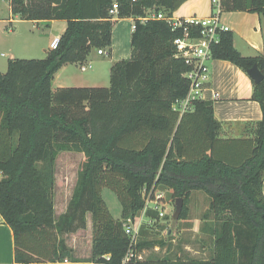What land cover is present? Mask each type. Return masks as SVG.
Listing matches in <instances>:
<instances>
[{"label":"trees","instance_id":"obj_1","mask_svg":"<svg viewBox=\"0 0 264 264\" xmlns=\"http://www.w3.org/2000/svg\"><path fill=\"white\" fill-rule=\"evenodd\" d=\"M5 1L22 21L66 25L57 48L44 59H9L0 73V216L13 233L14 263L71 258L62 237L84 228L90 214V262L148 264L135 255L145 224L134 245L124 224L139 216L149 193L156 201L166 191L173 201L183 200L179 221L188 217L192 193L207 198L201 220L212 236L213 255L158 264H264V55L242 56L231 32L220 33L219 42L210 45L212 60L245 73L256 65L263 75L253 83L251 99L262 118L246 125L250 137L221 138L212 102L195 101L183 114L174 110L190 84L185 74L191 68L175 58L172 44L185 34L155 17L171 18L186 0ZM113 4L116 17L109 15ZM221 9L257 14L264 32V0L221 1ZM127 18L134 25L131 56L111 65L108 88H52L62 67L85 65L94 49L109 52L115 21ZM187 36L195 38L198 31L190 29ZM62 152L83 158L66 211L56 216L55 161ZM105 188L117 196L118 220L102 198ZM129 249L135 257L123 263Z\"/></svg>","mask_w":264,"mask_h":264},{"label":"crops","instance_id":"obj_2","mask_svg":"<svg viewBox=\"0 0 264 264\" xmlns=\"http://www.w3.org/2000/svg\"><path fill=\"white\" fill-rule=\"evenodd\" d=\"M227 1V0H220ZM7 2V1H6ZM8 3V2H7ZM9 7V3H8ZM212 5L211 0H186L172 15L173 19H189V18H206L212 14ZM10 12V9H9ZM22 20L17 18H12L11 13L7 21L3 23H8L9 26L16 23L19 24ZM220 21L222 24L229 28V32L233 34V45L234 48L244 57H256L258 55H264V32L262 28V23L260 17L257 14L246 13V12H226L221 13ZM1 22V21H0ZM56 21L46 22H28L32 25L45 24L48 28ZM62 22V21H61ZM65 23V22H64ZM133 19H117L113 25L111 32V40L113 41V47L110 49V53L107 52V57H110L109 63L110 67L123 57H127L128 51H123L119 53V46L116 47L114 42L116 31H121V35L125 43H129V39L132 33ZM66 25H64L63 31ZM63 33V32H62ZM51 37L52 33H49ZM60 37L53 36L52 39ZM52 41V40H51ZM127 41V42H126ZM50 45V44H49ZM49 47L44 51H48ZM94 50H92L93 52ZM45 52V53H46ZM91 52V53H92ZM46 55V54H45ZM97 55V53H96ZM103 57V55H97ZM9 59H15L14 56H10ZM88 61V60H87ZM209 69V79L205 84V90L203 92V99L206 101L212 102L213 107V117L216 121L222 124L221 138L226 139H240L248 138L250 134L248 133L247 124L255 123L261 120L262 114L258 103L252 101L253 93V81L247 75V73L241 71L239 68L235 67L229 62L210 60L207 62ZM80 65L72 64L62 67L56 74L52 82V87L54 89L68 87L70 84H67V81H75L76 86H82L83 81L73 77L70 73V68H74ZM92 67L88 68L86 71L91 70ZM64 77V78H63ZM61 80L60 82H57ZM88 81H91L88 79ZM57 82V83H56ZM262 194L264 197V181ZM199 201V202H198ZM200 206L197 207V205ZM208 204L207 198L197 194L196 192L192 193L189 198V204L196 206V216L192 218L193 223L191 224L190 231L194 235L199 236V243L201 245L200 252H203L204 255L201 258L189 259L187 257L180 256L179 253L172 254L171 261H176L177 258L184 260H208L213 255L212 249V236L210 235L209 230H203V222L201 221L203 215L208 209V205L202 210L205 205ZM55 211V206H54ZM200 211H203L204 214L199 217ZM63 213V212H62ZM56 214V216L60 215ZM190 208L188 217L186 220H182L181 223H188L190 217ZM199 217V218H198ZM162 219H155L154 224L148 225L145 224L143 236H139L138 241L143 242L144 238L148 236V231L155 229L160 226ZM147 224V225H146ZM155 225V227H152ZM195 226V227H194ZM167 236L171 235V232L166 233ZM91 251V250H90ZM88 251V255L83 257H78L76 252L71 254V258L64 259L61 262L55 263H35V264H96L89 261L91 252ZM13 233L11 229L4 224L2 217L0 216V264H15L13 260ZM142 252V251H141ZM198 253V252H195ZM171 254L166 253L163 256L160 255H149L146 256L144 252L141 254L139 252L135 253L137 259L146 262L148 264H158L165 258H168L167 255ZM200 254V253H198Z\"/></svg>","mask_w":264,"mask_h":264},{"label":"rangeland","instance_id":"obj_3","mask_svg":"<svg viewBox=\"0 0 264 264\" xmlns=\"http://www.w3.org/2000/svg\"><path fill=\"white\" fill-rule=\"evenodd\" d=\"M9 16L10 12L8 3L5 0H0V73L2 74L6 72L7 61L11 55L14 56L15 59L19 60L44 59L46 54V51L44 50L49 47L53 36H60L62 34L65 25L64 22L56 21L51 28H48L45 24L32 25L31 23H28V21H21L19 24L14 23L9 26L7 22H2V20L7 21ZM11 17L20 20L14 15H11ZM50 32L52 33L51 37H49ZM114 42L116 47L119 46V53H123L125 49L129 51L127 57H123L122 59L113 62L129 60L131 56L130 39L128 41L129 43H125L121 35V31L117 30ZM112 47L113 41L111 40L109 51ZM102 50L106 53L108 52L107 49ZM96 51L97 50L94 49V51L90 53L88 61L85 64L90 65L92 67L91 70L81 72L78 66L70 68L71 75L83 81V85L79 87L108 88L110 86L109 60L111 56L99 57L96 55ZM88 79L91 81H88ZM60 81L61 80H58L57 82ZM67 82V84H70L68 87H78L76 85H72L76 84L75 81ZM82 158L81 154L73 152H62L56 158L55 187L53 191L56 214L66 211L67 204L71 198L73 188L76 183L77 171ZM162 193L164 194V201L167 204V206L163 209L164 217L161 221H159L161 223L160 226L150 230V232L148 231V236L143 239V244L138 252L140 254L144 252L146 256H163L164 254L170 252L171 254L167 255L168 259L169 257L171 258L172 254L174 255L176 253H179L180 256L187 257L189 259L203 257V252H200L201 245L199 243V236L194 235V233L190 231L191 224L194 221L192 218L196 216V206H189V217L191 219H189L188 223H181L182 220L173 221L172 215L174 212L175 201H173V198L166 191H163ZM196 193L204 197L202 193ZM101 195L113 219H120L121 207L115 193L105 188L102 190ZM207 205L208 204H206L202 209L203 211ZM198 206H200V203L197 207ZM203 211H200L199 217L204 214ZM152 227H155V225H152ZM168 231L171 232V235L169 236L166 235ZM92 235L91 216L90 214H87L85 227L78 229L75 232L63 235L62 239L71 254L76 252L78 257H83L88 255V251L91 250Z\"/></svg>","mask_w":264,"mask_h":264},{"label":"built area","instance_id":"obj_4","mask_svg":"<svg viewBox=\"0 0 264 264\" xmlns=\"http://www.w3.org/2000/svg\"><path fill=\"white\" fill-rule=\"evenodd\" d=\"M136 1V0H134ZM212 14L206 18H189V19H173L167 18L163 14H157L156 19L165 21L171 30L180 29L185 34L183 37L175 38L173 40V46L176 53L175 58H180L188 65L191 70L185 74V77L189 80V90L185 99L181 102H177L174 110L179 114H183L192 108V103L198 100H203V92L205 90V84L209 79V69L207 62L212 60L210 45L212 43L217 44L219 42V34L222 32H229V28L221 23L220 15L222 13L221 1L211 0ZM118 7L116 4L112 5L109 10V15L116 17ZM146 19H141L144 22ZM134 29V25L132 26ZM198 31V36L191 38L187 36L188 31ZM59 38L52 39L49 45V49L54 50L57 48ZM97 55L106 56L107 53L102 50L96 51ZM90 68V65L81 66V71H86ZM157 199H164L163 193L157 194ZM151 200V193H149L145 200V206L140 212L139 216L134 220L128 219L124 224L125 234L130 237L131 244L134 245L140 227L143 222L148 225L154 224L155 219H162L164 217L163 209L167 206L165 201L159 203L158 201ZM148 211L154 212L157 216L155 219H151L147 213ZM135 257L134 252L129 249L123 263H128Z\"/></svg>","mask_w":264,"mask_h":264},{"label":"water","instance_id":"obj_5","mask_svg":"<svg viewBox=\"0 0 264 264\" xmlns=\"http://www.w3.org/2000/svg\"><path fill=\"white\" fill-rule=\"evenodd\" d=\"M247 75L251 78L254 84H258L263 80V75L258 70L256 65H253L250 69L246 71ZM183 206V200L177 198L174 202V212L172 215V220L176 221L179 218Z\"/></svg>","mask_w":264,"mask_h":264}]
</instances>
